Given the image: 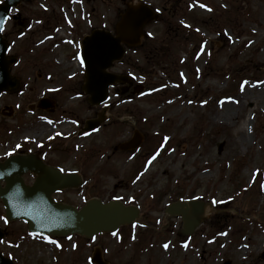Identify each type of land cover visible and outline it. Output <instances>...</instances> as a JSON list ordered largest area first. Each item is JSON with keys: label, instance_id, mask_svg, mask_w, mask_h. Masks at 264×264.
Segmentation results:
<instances>
[{"label": "rangeland", "instance_id": "1", "mask_svg": "<svg viewBox=\"0 0 264 264\" xmlns=\"http://www.w3.org/2000/svg\"><path fill=\"white\" fill-rule=\"evenodd\" d=\"M136 1L160 16L111 69L132 85L92 107L82 91L80 40L93 29L113 32ZM10 18L5 38L20 61L12 74L21 87L0 94V156L28 149L82 175L85 185L58 193L59 202L81 208L116 197L140 217L92 241L46 240L8 223L0 201L5 257L91 264L100 249L108 264H264V0H31ZM45 99L52 107L43 110ZM105 107L107 122L80 133L83 119ZM136 135L139 148L123 150ZM182 197L202 201L208 215L189 237L182 219L166 213Z\"/></svg>", "mask_w": 264, "mask_h": 264}, {"label": "water", "instance_id": "2", "mask_svg": "<svg viewBox=\"0 0 264 264\" xmlns=\"http://www.w3.org/2000/svg\"><path fill=\"white\" fill-rule=\"evenodd\" d=\"M21 0H5L0 5V92L15 89L10 82L9 65L6 62V44L2 40L1 31L5 19L12 7ZM30 1V0H27ZM154 12L143 5L128 6L121 20L116 25V36L111 33L96 30L83 41L82 57L86 66V85L84 90L90 97L92 105L104 103L109 95V87L129 81L127 77L108 73L114 62L125 54L123 45L135 47L141 43L143 27L155 20ZM103 120V118H102ZM100 121L87 123V130L97 128ZM138 140L124 145L122 148H134ZM38 175L34 185L27 186L22 176L27 172ZM6 185L2 187L1 183ZM81 185V179L75 175L63 176L58 170L45 166L35 156L13 157L5 163H0V199L6 208V217L10 221L23 220L28 223L32 234L69 236L78 234L92 238L100 233L116 232L121 226L131 224L139 217L138 209L125 207L119 201L103 203L91 200L81 210L71 206L56 203L52 194L66 188H76ZM192 212L184 209L182 204H173L168 214L182 215L185 235H190L203 221L204 207L190 202ZM4 238L0 231V241ZM95 264H105L98 251ZM0 264H13L0 253Z\"/></svg>", "mask_w": 264, "mask_h": 264}, {"label": "bare ground", "instance_id": "3", "mask_svg": "<svg viewBox=\"0 0 264 264\" xmlns=\"http://www.w3.org/2000/svg\"><path fill=\"white\" fill-rule=\"evenodd\" d=\"M233 108H234L233 105H230V104L225 105L226 112L224 113L223 118L226 119L227 121H231L234 118L235 114H234V112H232ZM42 132H45V127L40 129V133H42ZM243 139L244 138H241V140H243Z\"/></svg>", "mask_w": 264, "mask_h": 264}, {"label": "flooded vegetation", "instance_id": "4", "mask_svg": "<svg viewBox=\"0 0 264 264\" xmlns=\"http://www.w3.org/2000/svg\"><path fill=\"white\" fill-rule=\"evenodd\" d=\"M82 39H83V37H82ZM81 39V40H82ZM18 112H15V116L14 117H17L18 116ZM97 117V116H96ZM95 117V118H96ZM93 118V117H92ZM92 118H90V119H92ZM90 119H83V122L81 123L82 125L80 126V127H84L85 126V124H86V122L88 121V120H90ZM81 128V129H82ZM52 144H53V148L55 147V138H53V141H52ZM27 151H28V149H21V150H19V151H15V152H12L11 154H15V155H21V154H24V153H27ZM53 167H55V166H53ZM30 177H32V175L30 176Z\"/></svg>", "mask_w": 264, "mask_h": 264}, {"label": "trees", "instance_id": "5", "mask_svg": "<svg viewBox=\"0 0 264 264\" xmlns=\"http://www.w3.org/2000/svg\"><path fill=\"white\" fill-rule=\"evenodd\" d=\"M148 45H146V47H147Z\"/></svg>", "mask_w": 264, "mask_h": 264}]
</instances>
